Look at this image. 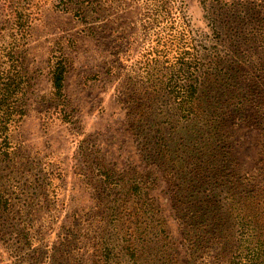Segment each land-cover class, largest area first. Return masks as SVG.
Wrapping results in <instances>:
<instances>
[{
    "label": "rangeland",
    "instance_id": "obj_1",
    "mask_svg": "<svg viewBox=\"0 0 264 264\" xmlns=\"http://www.w3.org/2000/svg\"><path fill=\"white\" fill-rule=\"evenodd\" d=\"M3 68L0 264H264V0H0Z\"/></svg>",
    "mask_w": 264,
    "mask_h": 264
},
{
    "label": "trees",
    "instance_id": "obj_2",
    "mask_svg": "<svg viewBox=\"0 0 264 264\" xmlns=\"http://www.w3.org/2000/svg\"><path fill=\"white\" fill-rule=\"evenodd\" d=\"M85 1L91 2L95 0H85ZM75 15L79 16L81 15V12H75ZM3 69L4 70L0 69V137H3L4 140V138L6 137L5 133L8 128L7 124L12 120L14 114L18 113L20 110H18L19 108L15 105L16 102L15 97L19 90L18 89L19 85L17 84L15 80V76L11 72L10 68H3ZM63 74H64V65L62 64V62H58L54 66L52 73L53 75L52 82H53V87L55 89L54 92L57 95L61 93ZM0 150L2 149L0 148Z\"/></svg>",
    "mask_w": 264,
    "mask_h": 264
}]
</instances>
